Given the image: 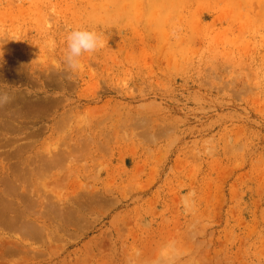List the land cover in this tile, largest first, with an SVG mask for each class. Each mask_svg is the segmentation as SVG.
Segmentation results:
<instances>
[{"label": "rangeland", "instance_id": "obj_1", "mask_svg": "<svg viewBox=\"0 0 264 264\" xmlns=\"http://www.w3.org/2000/svg\"><path fill=\"white\" fill-rule=\"evenodd\" d=\"M0 93V264H264V0H0Z\"/></svg>", "mask_w": 264, "mask_h": 264}, {"label": "clouds", "instance_id": "obj_2", "mask_svg": "<svg viewBox=\"0 0 264 264\" xmlns=\"http://www.w3.org/2000/svg\"><path fill=\"white\" fill-rule=\"evenodd\" d=\"M104 45V39L96 31L84 28L72 29L66 37L65 63L70 69H78L82 67L81 57L84 54L94 53ZM8 100L6 93H0V106ZM170 247L171 245H166L160 250L157 264H171Z\"/></svg>", "mask_w": 264, "mask_h": 264}, {"label": "bare ground", "instance_id": "obj_3", "mask_svg": "<svg viewBox=\"0 0 264 264\" xmlns=\"http://www.w3.org/2000/svg\"><path fill=\"white\" fill-rule=\"evenodd\" d=\"M15 96H16V95H15ZM15 96H14V97H10V96H9V100H8V102L5 103V104H3L2 106H5V105L11 106V105H12V107H13V104H14V106H17V105H20L21 103H24V102L26 101V100H25V101H21L22 99H21L20 101H18V99H19L18 96H17V97H15ZM26 104H27V103H26ZM26 104H25V105H26ZM12 107H11V108H12ZM18 108H19V107H18ZM9 109H10V107H9ZM9 109H8V110H9ZM13 109H15V108L13 107ZM13 109H11V110H13ZM0 111H1V110H0ZM26 111H27V110H26ZM30 111H31V108H30ZM1 112H2V111H1ZM6 112H7V111H6ZM17 112H18V110H17ZM23 112H24V111H23ZM19 113H20V112H19ZM19 113H18V116H21V115H19ZM24 113H25V112H24ZM30 113H31V112H30ZM1 114H3V112H2ZM7 114H8V113H7ZM11 114H12V112H11ZM26 114H27V112H26ZM16 115H17V113H16ZM22 116H23V115H22ZM19 118H20V117H19ZM21 119H22V117H21ZM9 120H10V119H9ZM11 120H12V119H11ZM13 122H14V120H13ZM17 123H18V122H17ZM3 128H4V127H3ZM9 128H11V127H8V130H10ZM4 129L7 130L6 128H4ZM18 129H19V128H18ZM2 130H3V129H2ZM5 130H4V131H5ZM23 151H24V150H23ZM55 161H56V160H55ZM23 162H24V161H23ZM56 162H57V161H56ZM49 163H50V162H49ZM57 163H58V162H57ZM51 164H52V163H51ZM48 165H49V164H48ZM8 166H9V164H8ZM9 167H10V166H9ZM19 168H20V167H19ZM23 169H24V168H23ZM23 169H21V170H23ZM15 172H16V171H15ZM20 172H21V171H20ZM12 183H13V182H12ZM10 185H11V184H10ZM11 188H12V187H11ZM5 192H6V191H5ZM7 193H8V192H7ZM2 198H3V197H2ZM11 215H12V214H11ZM14 219H15V218H14ZM14 219H13V220H14ZM3 221H4V220H3Z\"/></svg>", "mask_w": 264, "mask_h": 264}]
</instances>
